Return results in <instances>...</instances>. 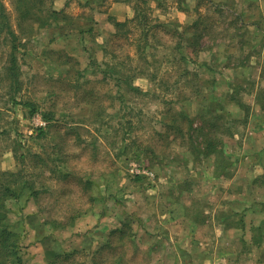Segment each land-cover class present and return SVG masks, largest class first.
<instances>
[{
	"label": "rangeland",
	"instance_id": "obj_1",
	"mask_svg": "<svg viewBox=\"0 0 264 264\" xmlns=\"http://www.w3.org/2000/svg\"><path fill=\"white\" fill-rule=\"evenodd\" d=\"M87 1L65 0L49 17L54 0H0L20 80L11 97L0 69V171L30 186L5 202L24 264L74 250L86 254L73 264H93L108 239L97 264H264V119L255 115L264 111V0H130V17L143 9L155 25L148 74L114 26L67 25L87 16ZM232 93L240 107L228 105ZM214 106L227 115L213 118ZM176 111L189 119L171 120ZM247 132L255 138L244 146ZM204 134L222 151L216 159L202 152Z\"/></svg>",
	"mask_w": 264,
	"mask_h": 264
},
{
	"label": "trees",
	"instance_id": "obj_2",
	"mask_svg": "<svg viewBox=\"0 0 264 264\" xmlns=\"http://www.w3.org/2000/svg\"><path fill=\"white\" fill-rule=\"evenodd\" d=\"M49 13V17L51 15H57L58 12L52 8L51 6L46 11ZM29 13V10L27 7H22L21 12L19 13L20 17H24ZM7 16L3 11H0V33L6 34V38L9 37L10 39V50L6 59V62L0 66V69L3 68L4 78L7 80L8 87H9V93L12 97V94L15 95L16 91L19 89L20 80L18 77V59L17 55L15 53V50L17 48V45L15 43V37L16 33L9 25L8 21H6ZM240 17H238L239 19ZM152 20V18L149 19L148 15L143 11V9L139 11H134V15L130 18H125L123 21H113L112 24L114 26V36H117L118 33H122L125 39H131V42L135 46V57L140 56L141 58H144V64L147 66V74L151 73L149 71L151 64L157 61V59H149L148 52L147 56L145 57L144 51H145V45L147 47L151 44L150 37H152L153 31L152 27L153 25H149V22ZM147 22V27H144V23ZM39 26H42L43 23H38ZM45 24V23H44ZM127 24H133L136 26L139 30V32L135 35L131 29H125L124 27ZM30 30H32L30 28ZM190 28H185V31L188 32ZM192 30V29H191ZM194 32V31H193ZM199 34V35H198ZM131 35V36H130ZM134 36V37H132ZM179 37H182L180 34H178ZM189 37V47L186 49H192L193 53L196 52V46L198 45L197 37H201V33H193ZM179 40L176 42L175 49L178 48ZM194 46V47H193ZM179 61H194L192 56H188L187 54H177ZM167 60V59H165ZM175 60H168V62L173 63ZM245 66L244 62H240L234 65V67H241ZM209 69H211L209 67ZM135 72L133 74L138 73H144V69L140 67H134ZM137 70V71H136ZM154 74V73H153ZM156 76H153V79ZM215 99V97H212ZM229 102H234L236 106L240 107V103L238 102L237 98L232 93L229 98H227ZM15 100V99H13ZM214 101V100H213ZM227 101V102H228ZM17 102V101H16ZM21 103V101H19ZM25 105H28L27 101L22 102ZM262 110H264V104H261ZM216 110V111H215ZM225 110L224 106L220 107H210L208 108L209 112H213V118H220L222 119L223 116L221 115ZM207 111V112H208ZM206 112V113H207ZM222 112V113H221ZM225 113V112H224ZM223 115H227L226 113ZM172 119L174 117H181L185 119H189V117L183 112V111H176L175 113L171 114ZM47 121L52 118V115L45 114L43 116ZM192 122L190 120V126H192ZM204 122L200 126L195 127L196 131L202 130V128H205ZM215 124H212L211 127H213ZM204 147L202 148V152L206 157L213 156V158H217L219 155H221L222 151L217 148V145L212 137H208V135L204 134ZM264 177V175H262ZM20 172L18 171H0V264H24L23 258L20 254V248H21V235L18 231L12 229L9 226L8 218L6 215L7 212V206L5 204L7 198H18L22 192L25 190V188H29L30 186L27 185L24 181L20 180ZM257 178L254 179L253 182H257ZM261 182V181H260ZM262 183V184H261ZM260 183L261 185H264V181ZM26 184V185H25ZM258 186V185H257ZM35 192V191H34ZM114 233L120 232V231H113ZM112 232V234H114ZM111 239H108V241L103 244L101 247H99L90 257L93 264H97L96 258L100 256L104 250L111 248L112 246ZM86 254L85 252L81 250H74L69 253H54L51 255L50 259L48 260V264H73L75 262V255L76 254ZM76 264V263H75Z\"/></svg>",
	"mask_w": 264,
	"mask_h": 264
},
{
	"label": "crops",
	"instance_id": "obj_3",
	"mask_svg": "<svg viewBox=\"0 0 264 264\" xmlns=\"http://www.w3.org/2000/svg\"><path fill=\"white\" fill-rule=\"evenodd\" d=\"M60 1V0H59ZM58 0H54V9L61 10L66 7L65 0L59 4ZM87 10H89L87 16L74 15V17L69 18L70 21L67 25H81L87 28H83V32L90 31L92 29H102L106 28L107 30L113 29V21H123L125 18L130 17L131 4L130 0H88L86 2ZM112 21V22H111ZM66 23V21H64ZM188 24V23H186ZM256 103L259 106L262 104L257 101ZM229 106L236 107L234 102H228ZM238 107V106H237ZM240 113V111H239ZM243 115V113H241ZM256 117L264 119V111H257L255 114ZM255 118V116H253ZM254 139V134L247 132L244 142L246 139ZM247 142L244 143V146L247 145Z\"/></svg>",
	"mask_w": 264,
	"mask_h": 264
},
{
	"label": "built area",
	"instance_id": "obj_4",
	"mask_svg": "<svg viewBox=\"0 0 264 264\" xmlns=\"http://www.w3.org/2000/svg\"><path fill=\"white\" fill-rule=\"evenodd\" d=\"M47 123L48 122H47L46 119H44V118H42L40 116H37L34 119V125H33V127L34 128H44L47 125Z\"/></svg>",
	"mask_w": 264,
	"mask_h": 264
}]
</instances>
